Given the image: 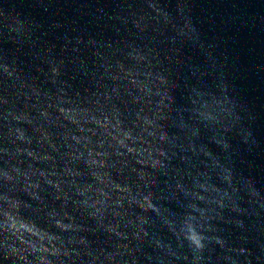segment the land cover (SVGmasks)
Segmentation results:
<instances>
[{
  "label": "water",
  "instance_id": "1",
  "mask_svg": "<svg viewBox=\"0 0 264 264\" xmlns=\"http://www.w3.org/2000/svg\"><path fill=\"white\" fill-rule=\"evenodd\" d=\"M0 264H264V0H0Z\"/></svg>",
  "mask_w": 264,
  "mask_h": 264
}]
</instances>
